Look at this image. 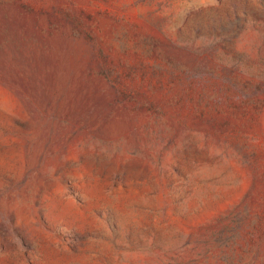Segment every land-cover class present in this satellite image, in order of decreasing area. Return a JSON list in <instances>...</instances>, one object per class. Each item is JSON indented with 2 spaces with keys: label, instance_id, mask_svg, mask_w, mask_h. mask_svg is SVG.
<instances>
[{
  "label": "rangeland",
  "instance_id": "1",
  "mask_svg": "<svg viewBox=\"0 0 264 264\" xmlns=\"http://www.w3.org/2000/svg\"><path fill=\"white\" fill-rule=\"evenodd\" d=\"M0 264H264V0H0Z\"/></svg>",
  "mask_w": 264,
  "mask_h": 264
}]
</instances>
